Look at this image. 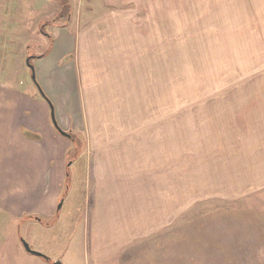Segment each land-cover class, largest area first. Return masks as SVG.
<instances>
[{"label": "rangeland", "instance_id": "374dc122", "mask_svg": "<svg viewBox=\"0 0 264 264\" xmlns=\"http://www.w3.org/2000/svg\"><path fill=\"white\" fill-rule=\"evenodd\" d=\"M71 20L100 26L110 44L85 62L72 57L88 82L83 130H67L70 160L114 155L97 191L83 187L93 157L77 159L55 229L24 221L22 237L44 254L40 233L63 234L55 253L66 264H93L91 227L117 234L97 264H264V176L253 175L264 170V142L250 143L264 136V0H1L0 81L37 93L31 57L52 47L51 23ZM238 110L246 124L256 114L242 142ZM25 256L13 253L12 264H41Z\"/></svg>", "mask_w": 264, "mask_h": 264}, {"label": "crops", "instance_id": "0c3cea01", "mask_svg": "<svg viewBox=\"0 0 264 264\" xmlns=\"http://www.w3.org/2000/svg\"><path fill=\"white\" fill-rule=\"evenodd\" d=\"M58 1H67L70 4L74 0ZM67 14L71 15L70 12ZM72 20L68 23H51L49 33L43 34L41 32L50 37L53 45L50 50L41 52L33 56L32 59L36 81L52 103L55 118L60 128L64 131L71 128L82 131L83 127L78 122L80 113L84 111L81 110V106H83L82 87L87 85L88 80L82 74L87 71V66L85 64L80 66L78 72L82 76L79 78L76 73L78 66L72 57L76 58L77 55L79 62H85L88 60L90 48L96 47L98 49L99 46L100 49L105 48V45L109 46L110 38L104 33L105 30L102 31L98 25H94L86 31L81 28L79 23L77 25L72 23ZM93 56L96 57L94 54ZM66 57L70 58L64 61ZM104 76L106 78V75ZM245 106L248 105L246 103L236 105V108ZM238 112L239 110L236 111V141L242 142V133L245 134L250 129L256 131L251 120L256 117V114L250 117L246 116V124L240 122L241 115ZM257 118L264 120V113L258 114ZM25 131L37 133L40 138L30 137L24 133ZM108 138L110 139V137ZM258 138H263L260 139V143L264 142L263 134L258 133L253 136L250 143L258 141ZM93 140L97 139L92 137L89 143H96ZM68 142L73 145L72 141H68L55 128L52 122L50 104L43 98L40 89L36 93L30 88L14 87L0 81V241L4 244V247H0V259L6 251L8 264H12L11 255L13 253L15 259L19 257L24 260L27 258L25 256L27 254L42 258L36 260L41 264H66L64 255L59 256L55 253L59 241L63 243V234L40 233L39 248L48 257L46 259L25 249L22 243V240L25 239L20 232V224L22 227H26L27 225H24L23 222L27 223L33 220L44 226L52 225L50 226L52 230L55 229L61 215V208H58L59 202L62 198L64 204L72 186H74L76 175L73 168L76 166V160L81 159V156L84 155L90 159L93 157L90 160L92 161L90 163L91 168L88 167V172L85 171L89 176L87 184H83V187L97 191L98 189H91L90 187L98 185V183L102 184L106 180L102 171L108 169L109 165L106 161L110 160L114 154L107 150H89L87 153L85 151L77 153L79 154L77 158L70 160L72 157ZM250 143L244 144L245 149H248ZM100 160L105 162H98ZM73 164H75L74 167H72ZM86 173H83L84 176ZM79 175L81 174L79 173ZM82 175L79 178H82ZM253 175L256 177L264 176V170H254ZM68 176L71 177V188L68 195L64 197V185ZM102 186L100 191L103 190ZM101 196L107 200L105 194ZM109 201L110 196L108 203ZM100 212L104 214L103 211L100 210ZM100 212H98V216H100ZM92 214L94 221H97V212L92 210ZM86 231L89 259L93 264H97L98 261L96 262V260L100 258H97V254L108 253V251L104 252L107 249V238L108 241L114 240L117 234L110 232L108 236L107 229L103 233L99 232L98 229L92 231V227ZM28 236L29 244L31 246L36 244V241L30 235ZM97 241L99 242L97 247L104 245L103 249L92 247ZM72 243L73 239L70 245ZM0 264L3 262L0 261Z\"/></svg>", "mask_w": 264, "mask_h": 264}, {"label": "water", "instance_id": "95a60500", "mask_svg": "<svg viewBox=\"0 0 264 264\" xmlns=\"http://www.w3.org/2000/svg\"><path fill=\"white\" fill-rule=\"evenodd\" d=\"M31 58H33V57H31ZM31 58H28V63L30 64V59ZM70 57H66L65 59H64V61H66V60H68ZM31 65V64H30ZM31 70L34 72V66L32 65L31 66ZM33 77H35V73H34V75H33ZM35 79V78H34ZM42 95V94H41ZM53 114V113H52ZM52 117H53V123L56 125V127H57V129H58V132L59 133H61L62 135H64L65 137H68V138H71L72 136H71V134L70 133H68L67 131H64V130H62L61 128H60V126L58 125V123H56V120H55V118H54V115H52ZM32 133V132H31ZM35 134V133H34ZM31 136H33V138H36V137H39L40 138V136L39 135H31ZM36 139H38V138H36ZM62 204H63V202H60L59 203V205H58V208H61L62 207ZM36 219H40L39 217H35ZM22 243H23V245H24V247H25V249L28 251V252H30V253H33L34 255H39V256H42V257H44V258H46V259H48V257H46L44 254H42V253H40V252H38V251H35V250H33L31 247H30V245L25 241V240H22Z\"/></svg>", "mask_w": 264, "mask_h": 264}, {"label": "trees", "instance_id": "16d2710c", "mask_svg": "<svg viewBox=\"0 0 264 264\" xmlns=\"http://www.w3.org/2000/svg\"><path fill=\"white\" fill-rule=\"evenodd\" d=\"M64 6H66V3L64 4ZM66 14V12L65 13H62V15H65ZM61 15V16H62ZM36 85L38 86V88L40 89V92H41V94H42V96H43V98H45L48 102H49V104H50V107H51V111H52V115H54V118H55V114H54V108H53V105H52V103L48 100V98H47V96L43 93V91L41 90V88H40V86H39V84L36 82ZM55 120H56V118H55ZM52 122H53V117H52ZM56 123H57V120H56ZM54 124V123H53ZM54 126H55V128L57 129V127H56V125L54 124ZM58 130V129H57ZM26 132V135H28V136H30V137H33V136H31L32 134L35 136V135H39V134H37V133H31V132H29V131H25ZM40 136V135H39ZM36 138H39V137H36ZM72 138V137H71Z\"/></svg>", "mask_w": 264, "mask_h": 264}]
</instances>
